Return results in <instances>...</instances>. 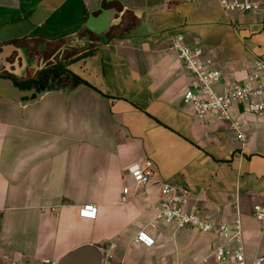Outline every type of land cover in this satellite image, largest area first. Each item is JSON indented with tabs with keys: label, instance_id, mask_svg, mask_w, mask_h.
Here are the masks:
<instances>
[{
	"label": "crops",
	"instance_id": "1",
	"mask_svg": "<svg viewBox=\"0 0 264 264\" xmlns=\"http://www.w3.org/2000/svg\"><path fill=\"white\" fill-rule=\"evenodd\" d=\"M254 1L239 12L218 0H0V70L23 88L43 67L61 72L46 79L60 90L36 102L0 97V260L53 262L90 242L111 264H235L214 261L216 233L147 225L159 184L136 188L127 171L146 158L155 178L187 186L201 213L228 221L238 208L246 258L264 254L252 212L264 202V115L232 104L243 141L229 119L198 117L183 99L193 75L173 48L178 34L201 45L220 90L245 80L264 56V0ZM106 21L103 38L86 26ZM84 205L97 207L94 218L79 215ZM141 230L152 246L134 241Z\"/></svg>",
	"mask_w": 264,
	"mask_h": 264
},
{
	"label": "built area",
	"instance_id": "2",
	"mask_svg": "<svg viewBox=\"0 0 264 264\" xmlns=\"http://www.w3.org/2000/svg\"><path fill=\"white\" fill-rule=\"evenodd\" d=\"M218 2L226 11L247 12L256 7L254 0H218ZM173 48L178 58L193 75L190 87L183 93V99L191 103L198 117L214 112L229 119L240 140H245L246 135L240 127V122L232 117L230 108L235 101H241L245 103V109L250 114L264 115V56L254 59L252 71L245 80L228 83L220 90L217 84L221 80V72L213 66L212 58L204 55L201 45L186 44L183 42V36L178 34L175 36ZM127 171L136 188L144 187L151 182L159 184V197L152 204L153 216L147 225L157 228L161 223L170 227L173 232L181 227H189L200 232L216 233L222 241L212 250L214 261L221 262L233 257L235 264H264V254H256L250 260L246 258L244 230L238 208L230 220L217 221L198 210L191 201V192L187 186L155 178L156 169L151 159L134 161L128 165ZM121 200L126 201L128 197L123 195ZM252 212L264 224V202H255L252 205ZM96 213L97 207L94 205H84L79 209V215L83 217L94 218ZM134 241L147 247L154 243V239L143 230L134 236ZM110 247L113 248V245ZM112 257V253L107 251L103 264H111ZM0 264H22V262L4 254ZM32 264H52V262L43 258ZM169 264L182 263L174 260Z\"/></svg>",
	"mask_w": 264,
	"mask_h": 264
},
{
	"label": "water",
	"instance_id": "3",
	"mask_svg": "<svg viewBox=\"0 0 264 264\" xmlns=\"http://www.w3.org/2000/svg\"><path fill=\"white\" fill-rule=\"evenodd\" d=\"M127 8H123V11ZM122 12L116 13L117 17L121 15ZM118 19V18H117ZM111 23L106 21L102 24L99 29H94L92 26L89 27L88 23L86 26L92 29L99 37L103 38L105 33L108 31ZM5 47L1 46L0 50V61L2 56L6 54ZM17 57L15 56L14 65L16 64ZM1 64V63H0ZM7 74L0 70V97L18 101L21 105L28 103H33L39 100L45 93L49 91H58L60 87L58 85L47 84L40 87V91L36 90L34 85L26 88H21L15 83L14 77L18 76L15 71L8 69V66H5ZM105 259V251L101 245L84 242L67 250L60 257L52 262V264H103Z\"/></svg>",
	"mask_w": 264,
	"mask_h": 264
},
{
	"label": "flooded vegetation",
	"instance_id": "4",
	"mask_svg": "<svg viewBox=\"0 0 264 264\" xmlns=\"http://www.w3.org/2000/svg\"><path fill=\"white\" fill-rule=\"evenodd\" d=\"M55 69V66L52 64V65H49V66H46V67H43L42 69H40L37 73H36V77L31 79L29 81V87L34 85L36 87V90L37 91H40V87L42 85H47L48 83L46 82V79L48 77H51V78H55V76L53 74H51L52 70ZM45 70V73H43ZM52 86H53V82L50 83ZM19 86L21 87V85L19 84ZM23 88V87H21ZM26 88V87H25Z\"/></svg>",
	"mask_w": 264,
	"mask_h": 264
},
{
	"label": "trees",
	"instance_id": "5",
	"mask_svg": "<svg viewBox=\"0 0 264 264\" xmlns=\"http://www.w3.org/2000/svg\"><path fill=\"white\" fill-rule=\"evenodd\" d=\"M44 72L43 73H45V70H43ZM60 71H58V68L57 67H55V69L54 70H52V72H51V74H53L54 76H58V75H60ZM68 75L70 74L69 72L67 73ZM74 81L75 82H79V81H81V79H78V78H76V77H74Z\"/></svg>",
	"mask_w": 264,
	"mask_h": 264
},
{
	"label": "rangeland",
	"instance_id": "6",
	"mask_svg": "<svg viewBox=\"0 0 264 264\" xmlns=\"http://www.w3.org/2000/svg\"><path fill=\"white\" fill-rule=\"evenodd\" d=\"M56 78H58V77H56Z\"/></svg>",
	"mask_w": 264,
	"mask_h": 264
}]
</instances>
